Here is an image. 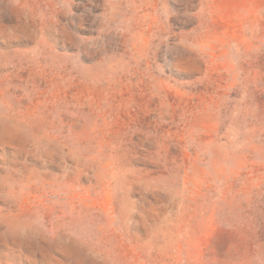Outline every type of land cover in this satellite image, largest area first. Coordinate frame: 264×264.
Here are the masks:
<instances>
[{"label":"rangeland","instance_id":"obj_1","mask_svg":"<svg viewBox=\"0 0 264 264\" xmlns=\"http://www.w3.org/2000/svg\"><path fill=\"white\" fill-rule=\"evenodd\" d=\"M0 264H264V0H0Z\"/></svg>","mask_w":264,"mask_h":264}]
</instances>
